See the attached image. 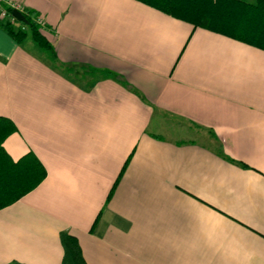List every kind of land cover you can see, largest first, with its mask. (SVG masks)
<instances>
[{
	"label": "crops",
	"instance_id": "1",
	"mask_svg": "<svg viewBox=\"0 0 264 264\" xmlns=\"http://www.w3.org/2000/svg\"><path fill=\"white\" fill-rule=\"evenodd\" d=\"M8 1L56 60L0 26V145L45 171L0 264H60L62 233L85 264H264V50L140 0Z\"/></svg>",
	"mask_w": 264,
	"mask_h": 264
},
{
	"label": "trees",
	"instance_id": "2",
	"mask_svg": "<svg viewBox=\"0 0 264 264\" xmlns=\"http://www.w3.org/2000/svg\"><path fill=\"white\" fill-rule=\"evenodd\" d=\"M192 27L215 32L253 47L264 50V0H140ZM11 7H6L10 17ZM25 22L14 19L1 20L0 26L17 43L26 36L54 62L55 53L35 22V14L23 10ZM13 130L11 122L0 117V144L6 134ZM45 171L37 159L27 152L11 160L0 145V208H3L33 189L44 177ZM63 248L60 264H85L76 239L66 233L59 236ZM19 264V263H8Z\"/></svg>",
	"mask_w": 264,
	"mask_h": 264
},
{
	"label": "built area",
	"instance_id": "3",
	"mask_svg": "<svg viewBox=\"0 0 264 264\" xmlns=\"http://www.w3.org/2000/svg\"><path fill=\"white\" fill-rule=\"evenodd\" d=\"M6 7H11V9L14 8V9H17V10H19L21 12H22L23 8L20 5H18L17 3H13V2H10V1L2 3V0H0V19H8L9 22L14 23V19H15L14 17H12V16L7 17L6 16V12H5V8ZM35 22L38 25L42 24L40 19H35Z\"/></svg>",
	"mask_w": 264,
	"mask_h": 264
},
{
	"label": "water",
	"instance_id": "4",
	"mask_svg": "<svg viewBox=\"0 0 264 264\" xmlns=\"http://www.w3.org/2000/svg\"><path fill=\"white\" fill-rule=\"evenodd\" d=\"M10 15L12 17H14L16 20L25 22V18L23 16L22 12L17 10V9L12 8L11 11H10Z\"/></svg>",
	"mask_w": 264,
	"mask_h": 264
}]
</instances>
